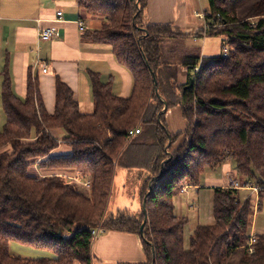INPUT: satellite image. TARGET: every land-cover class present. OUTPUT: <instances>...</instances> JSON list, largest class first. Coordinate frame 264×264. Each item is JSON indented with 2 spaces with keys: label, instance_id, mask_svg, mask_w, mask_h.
<instances>
[{
  "label": "trees",
  "instance_id": "1",
  "mask_svg": "<svg viewBox=\"0 0 264 264\" xmlns=\"http://www.w3.org/2000/svg\"><path fill=\"white\" fill-rule=\"evenodd\" d=\"M77 2L104 22L83 38L112 47L134 78L133 92L118 97L93 76L95 110L82 114L72 89L57 77L56 111L48 114L32 75L26 98L20 99L8 68L2 73L6 123L0 127V264H92V231L99 226L140 235L146 264H264V234L258 235L255 253L248 250L253 217L264 200V0H208L206 19L218 23L208 35L224 38L229 50L227 56L203 58L197 74L192 71L201 57L198 49L182 56L176 47L165 49L168 41L177 46L189 36L172 25L143 22L147 0ZM253 2L259 13L240 20L238 11ZM178 62L192 83L176 85ZM165 102L168 110L180 107L187 122L183 132L168 131ZM140 125L145 130L129 137ZM54 129L66 134L63 143L72 148L70 156L52 157L60 144ZM227 158L239 176L259 187L258 203L254 206L251 197L242 200L240 190L215 189V223L197 227L186 248L189 220L175 214V199ZM38 161L44 168L88 176L91 189L60 175L31 174ZM121 166L141 174L137 213L109 211ZM12 242L54 257L14 256Z\"/></svg>",
  "mask_w": 264,
  "mask_h": 264
},
{
  "label": "crops",
  "instance_id": "2",
  "mask_svg": "<svg viewBox=\"0 0 264 264\" xmlns=\"http://www.w3.org/2000/svg\"><path fill=\"white\" fill-rule=\"evenodd\" d=\"M202 8L203 0H147L142 20L146 24L172 25L189 36V39L192 37L191 44L189 39L185 41L189 51L202 40L196 38L204 30V21L198 17V14L207 11ZM59 11L63 12L61 18L57 15ZM80 24H83L84 30L80 29ZM103 24V19L81 9L77 0H0V127L6 123L2 105V73L7 68L12 76L14 93L20 99L26 98L29 75L38 81L48 114H54L56 111L57 77L72 89L82 114H92L95 110L93 76H97L103 83H108L114 95L129 98L133 92L134 78L128 69L118 63L112 47L83 38L84 33L99 30ZM42 28H54V39L40 41L38 34ZM195 28L202 30L192 34L186 32ZM45 68L46 73L43 72ZM186 76L184 71H180V84L185 83ZM175 113H179L180 118L183 117L179 107L171 109L165 117L168 131L172 134L183 132L187 127L184 117L181 124H177L173 119ZM51 133L60 141L59 147L51 153L52 157L70 156L72 148L63 143L66 134L60 129H54ZM41 162L38 161L30 168L31 174L41 178L60 175L69 181L80 180L74 170L48 169L42 167ZM234 167L230 160L216 169H207L200 185L188 187L176 197L175 214L188 218L186 228L193 226L195 230L199 226L214 225L213 211L208 217V222L200 215L204 203L202 196L205 193L209 196L210 192L213 204L215 189L224 188L227 174L234 172L233 176L238 177ZM122 169L127 177L138 179V198L141 203L140 172L136 168ZM92 250L94 260L98 261V264L147 263L142 237L136 234L106 231L94 243Z\"/></svg>",
  "mask_w": 264,
  "mask_h": 264
},
{
  "label": "rangeland",
  "instance_id": "3",
  "mask_svg": "<svg viewBox=\"0 0 264 264\" xmlns=\"http://www.w3.org/2000/svg\"><path fill=\"white\" fill-rule=\"evenodd\" d=\"M203 1H204V8H202V9H204V11L208 10L209 9L208 0H203ZM255 3L256 2L250 3L247 6H245L244 8H242L241 10H239L237 13V17L240 20H248V19L253 20L255 18L254 16L259 13L258 9L255 6ZM217 25H218V23L215 22V26H217ZM202 29L200 28V30H199V28H195V29L186 30V32H188L189 34H192L193 32H195V31L198 32V31H201ZM208 31H206V30L202 31V32H200V35L196 36L197 39L201 38L202 40H200L197 44H195L196 47L190 49L189 51H187V49H186V45H185L186 42L185 41L183 43L178 42V44L176 46L174 43V40H171L172 42L168 41L165 45V49L167 48L166 52L167 53L170 52V50H168V49H170L171 46H173V49L175 47L178 48V52L176 54L181 55V56L183 54L195 53V50L198 49L199 51L197 52V54L199 53L201 57H200V60L198 62V65H196L192 71L193 74H196L195 68L196 67L201 68L202 63H203V58H205V57L216 58L219 56H227V54H228L229 49H228V46L226 44H224V38L214 37V36L210 37L208 35L209 34ZM189 40H190L189 44H191L192 43V37H190ZM187 44H188V41H187ZM201 54H203L205 57L202 56ZM175 61H176V59H175ZM178 66H179L178 68H175L177 70V74H178L177 75L178 81H177L176 85L184 86L193 77H190L189 73H187V71H186L187 69L184 68L183 66H182L183 67V69H182L179 62H178ZM180 71H184L187 75L186 79L184 80L185 83H183V84H180L181 81L179 80ZM155 84H157V82H155ZM174 108H176V107H174ZM171 109H173V108H171ZM171 109H169V110L167 109L164 112L165 117H166V114ZM179 115H180L179 113H175V115L173 117V119H175V121L177 122L178 125H180L181 122L183 121V117L180 118ZM184 121H185V119H184ZM186 125H187V122H186ZM1 127L3 128L4 125L1 124ZM139 128L143 131L145 130V127L143 125H140ZM182 142H183V139H181V141L177 144V146L181 145ZM230 160H231L230 158H227V160L224 162H228ZM77 174L80 178L79 182L72 181V180H70V182L72 184H75L76 186H78L80 188L90 190L91 189V182L89 181V177L84 176L82 174H79L78 172H77ZM233 175H234V172H229L227 174L226 181L229 178H236L237 180H239L242 183H245L246 181H248V179L242 175L239 176L237 174L238 177H234ZM137 183H138V179L129 178V177H127V175H124L122 166L118 168L116 179H115V194H114V196L110 202V205H109V211L110 212L115 214V213H118L119 210L128 209L134 213H137V211L141 208V203H142V202L140 203L139 198H138V192H139L140 184L138 185ZM150 185H151V183H150ZM227 186H228V182H226V185L224 186V188L228 189L229 187H227ZM140 190H142V188ZM232 190H234V189H232ZM240 192H241L242 200H245L246 198L251 197L250 199L252 200L254 206H256V204L258 203L257 196L251 195L250 192L245 191L243 189H241ZM208 193H209V196L206 193H205V195L202 196L204 203L202 205L201 214H200L201 217H205L204 218L205 222H208V217L211 216V213L213 211V204L211 202V198H212L211 196L212 195L210 192H208ZM141 201H142V199H141ZM96 229L100 230V234L97 237L93 236L94 237V239H93L94 243L98 240V238L103 233L108 231L103 226H99ZM193 231H194L193 226H190V227L186 228V230H185L186 248H188L189 237L193 233ZM250 232H252V234H255V235H257L258 233L264 234V200L261 204L260 209L256 208ZM10 251H11V254L14 256L23 257V258H30V259H37V258H43V257H49V258L54 257L53 253H51L49 251L40 250V249L31 247V246L22 245V244L16 243V242L10 243ZM97 262L98 261H96L94 259L92 260V264H98ZM75 264H84V263L77 262Z\"/></svg>",
  "mask_w": 264,
  "mask_h": 264
},
{
  "label": "built area",
  "instance_id": "4",
  "mask_svg": "<svg viewBox=\"0 0 264 264\" xmlns=\"http://www.w3.org/2000/svg\"><path fill=\"white\" fill-rule=\"evenodd\" d=\"M57 15L59 18L63 17V12L59 11L57 12ZM206 14L202 13V14H198V17L204 20V30L203 31H208L211 27H214V24H211L207 19H206ZM80 29L84 30L83 24H80ZM56 36V30L54 28H42L39 31L38 37L40 39V41L42 42H47V41H51L54 39V37ZM201 70L200 67H196L195 68V72L196 74L199 73ZM44 73L47 72V69L45 68L43 70ZM141 133V129H136V130H132L129 133V137H135L137 135H139ZM228 182V189H234V190H245L250 192L251 195L254 196H259V187L255 186L252 182L250 181H246L245 183L240 182L239 180H237L236 178H229L227 180ZM93 236L97 237L100 234V230H93L92 231ZM258 243V235L252 234L250 233V238L248 241V250H249V254H254L255 253V246Z\"/></svg>",
  "mask_w": 264,
  "mask_h": 264
},
{
  "label": "water",
  "instance_id": "5",
  "mask_svg": "<svg viewBox=\"0 0 264 264\" xmlns=\"http://www.w3.org/2000/svg\"><path fill=\"white\" fill-rule=\"evenodd\" d=\"M154 75V74H153ZM190 83H192V80L190 79ZM167 110V105H166V102H165V108H164V110H163V112H165ZM169 145H170V143H169ZM164 166V163L162 164V167ZM152 187V185H150V188ZM145 204L143 205V208H144V213H145V215H146V209H145ZM146 222H147V216H145V220H144V223H143V225L141 226V230H140V232H141V234L143 235V233H144V227H145V225H146ZM154 261H155V256H154Z\"/></svg>",
  "mask_w": 264,
  "mask_h": 264
}]
</instances>
